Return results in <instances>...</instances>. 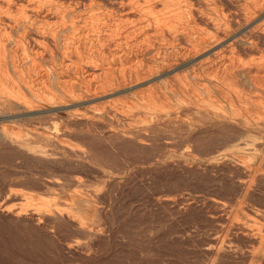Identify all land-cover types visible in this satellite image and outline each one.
Listing matches in <instances>:
<instances>
[{
	"label": "bare ground",
	"instance_id": "bare-ground-1",
	"mask_svg": "<svg viewBox=\"0 0 264 264\" xmlns=\"http://www.w3.org/2000/svg\"><path fill=\"white\" fill-rule=\"evenodd\" d=\"M170 98L191 118L240 130L219 147L239 173V195L210 196L222 212L205 264L240 249L238 237L245 264H264V201L251 196L264 180V0H0V109L56 116L25 134L2 126L10 140L34 135L72 149L76 126L98 122L127 125L125 136L156 125ZM69 196L63 208L26 207L91 233L83 213L95 207Z\"/></svg>",
	"mask_w": 264,
	"mask_h": 264
},
{
	"label": "rangeland",
	"instance_id": "rangeland-1",
	"mask_svg": "<svg viewBox=\"0 0 264 264\" xmlns=\"http://www.w3.org/2000/svg\"><path fill=\"white\" fill-rule=\"evenodd\" d=\"M160 107L164 115L156 125L125 136L119 132L128 126L121 123L76 126L67 137L72 149L34 135L10 140L2 126L25 134L56 116L0 109V264L207 263L222 212L211 199L239 195V173L223 163L219 147L240 130L191 118L174 98ZM262 187L264 180L253 200L264 201ZM74 192L95 207L83 213L91 233L64 216L36 217L26 207L43 201L63 208ZM20 207L23 214L14 216ZM236 245L240 249L224 253L219 264L246 263L247 243L238 237Z\"/></svg>",
	"mask_w": 264,
	"mask_h": 264
}]
</instances>
